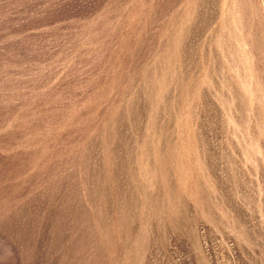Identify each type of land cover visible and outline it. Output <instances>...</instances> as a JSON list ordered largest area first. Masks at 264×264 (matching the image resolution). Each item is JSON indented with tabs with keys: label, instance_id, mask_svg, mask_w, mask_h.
I'll return each instance as SVG.
<instances>
[{
	"label": "rangeland",
	"instance_id": "374dc122",
	"mask_svg": "<svg viewBox=\"0 0 264 264\" xmlns=\"http://www.w3.org/2000/svg\"><path fill=\"white\" fill-rule=\"evenodd\" d=\"M0 264H264V0H0Z\"/></svg>",
	"mask_w": 264,
	"mask_h": 264
}]
</instances>
